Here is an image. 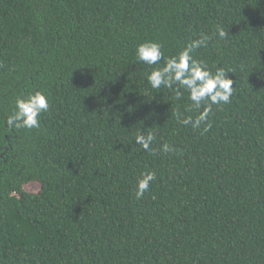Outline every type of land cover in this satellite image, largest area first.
<instances>
[{"label":"trees","instance_id":"trees-1","mask_svg":"<svg viewBox=\"0 0 264 264\" xmlns=\"http://www.w3.org/2000/svg\"><path fill=\"white\" fill-rule=\"evenodd\" d=\"M201 35L194 58L234 81L207 131L135 56ZM35 91L39 127L9 126ZM0 264H264V0H0Z\"/></svg>","mask_w":264,"mask_h":264},{"label":"clouds","instance_id":"clouds-1","mask_svg":"<svg viewBox=\"0 0 264 264\" xmlns=\"http://www.w3.org/2000/svg\"><path fill=\"white\" fill-rule=\"evenodd\" d=\"M214 35L224 39L229 34L224 28L217 26ZM210 39L208 35H201L199 39L191 40L177 54L169 56L166 60L162 50L163 45L156 41H145L138 44L135 50L137 61L152 69L147 74V81L152 89H159L162 86L172 89L177 100L182 98L185 91L188 93V99L192 102L191 107L198 110L199 114L195 119L190 116L181 118L182 114L177 111L174 114L178 121L185 126L191 125L194 129H199L204 124V131L211 127L209 115L212 112V106L227 104L234 91V81L228 75L232 73L230 69L217 68L213 72L203 60L194 58V51L206 47ZM161 61H164L162 67L159 66ZM173 85L177 87L173 89ZM201 108L202 111H200ZM48 109L49 98L43 91L18 97L15 100L14 111L7 119V124L15 127L38 128L40 115ZM154 140L153 132L135 136V143L145 151H151ZM162 150L171 152L173 148L165 143ZM155 180V172L141 173L136 184V198H142Z\"/></svg>","mask_w":264,"mask_h":264},{"label":"rangeland","instance_id":"rangeland-1","mask_svg":"<svg viewBox=\"0 0 264 264\" xmlns=\"http://www.w3.org/2000/svg\"><path fill=\"white\" fill-rule=\"evenodd\" d=\"M26 190H29L30 192H37L38 191V185L37 184H29L26 186Z\"/></svg>","mask_w":264,"mask_h":264}]
</instances>
